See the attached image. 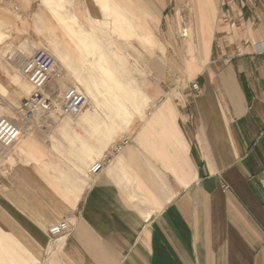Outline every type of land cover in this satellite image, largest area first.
<instances>
[{
	"label": "crops",
	"instance_id": "crops-1",
	"mask_svg": "<svg viewBox=\"0 0 264 264\" xmlns=\"http://www.w3.org/2000/svg\"><path fill=\"white\" fill-rule=\"evenodd\" d=\"M103 40L136 71L125 85L110 58L123 128L93 112L100 94L21 138L0 164V264H264V0H0V91L14 87L3 64L61 47L92 62Z\"/></svg>",
	"mask_w": 264,
	"mask_h": 264
},
{
	"label": "built area",
	"instance_id": "built-area-1",
	"mask_svg": "<svg viewBox=\"0 0 264 264\" xmlns=\"http://www.w3.org/2000/svg\"><path fill=\"white\" fill-rule=\"evenodd\" d=\"M181 34L182 38L187 37L186 33ZM21 73L30 85L31 93L18 104L17 120L0 118V164L4 163L7 154L18 146L22 137L45 130L51 117L62 116L75 119L88 104L86 94L73 87L67 88L61 96L48 92L51 79L57 76V62L46 49L36 50L21 65ZM187 86L194 94H199L200 85L197 80L187 83ZM128 142L129 138L123 136L114 147L113 155H118ZM111 160L112 157L108 155L99 158L90 166L88 175L90 177L98 175ZM261 189L264 194V178ZM71 233L72 229L66 221L52 225L48 231L53 246L62 245ZM41 264H47L46 260Z\"/></svg>",
	"mask_w": 264,
	"mask_h": 264
},
{
	"label": "rangeland",
	"instance_id": "rangeland-1",
	"mask_svg": "<svg viewBox=\"0 0 264 264\" xmlns=\"http://www.w3.org/2000/svg\"><path fill=\"white\" fill-rule=\"evenodd\" d=\"M73 28H65V37H67L69 40H70V37L68 36V34L69 35L72 34ZM110 43L111 41H107V40L96 42L97 45H100L102 50L107 49L111 52L110 50L111 47L109 46ZM66 47H68V50H74V49L78 50L76 46L73 45L72 42H67ZM119 50L125 51L123 48H119ZM47 51L50 52L56 59L57 77L59 76L62 79L65 77L66 80L70 82L71 87L82 91L84 94H86L87 99L93 98L94 95H100V94H103V96L106 97L108 101L106 104L96 106L99 110L94 109L92 106L88 107V105L86 106V108L90 110L92 107L93 112L104 114V116L107 115V112H110L112 114L111 116L114 115L113 119L106 118L105 120V122L107 123L108 131L110 132V131L116 130V124L119 125L120 127V125L122 124L124 120L120 118L121 116L120 113L116 115L114 113L115 112L117 113V111H119V109L122 108L121 106H123V108H125V110L127 111L128 109L131 108V104L127 101L123 103L121 102V100L124 99L125 96L123 94H119L121 92H120L118 79H120L121 83L125 85L126 84L129 85L132 80L136 82V79H133L134 73L136 71L133 69L134 66L131 63L132 61L130 60V56L125 54V52H123L124 54L117 55L113 53L112 55H108L107 52L103 50L98 56L93 58L92 62H88L86 58H82V59H79L78 57L72 58L69 55V53L63 49V47H61L58 51H55L56 52L55 54H54V51L52 52L50 50H47ZM6 53H7L6 56H9L11 55L12 52L7 51ZM22 53L25 58L30 57V54H31L25 50ZM103 53L105 54L104 55V58H106L105 63L108 68H110V65H109L110 58L113 59V62H115L116 65L119 66L116 73H114L117 75V78H118L116 80L117 84H114L110 79H106L107 78L106 75L103 74L102 76V73L99 71L97 61L99 60L100 56ZM24 62H22V64ZM2 68H4V70H7L6 72L8 74H11V76L13 77V80L11 82L13 83L14 87L13 89L9 91V93H7L5 90H3L2 92L0 91V118L5 117L11 120H17L18 118L17 111H16L18 107L17 99L21 98L23 94H24V98L28 97V95L31 93V87L28 84V82H26L21 71L18 69L15 63L8 62L7 64H3ZM63 71H67L68 73L66 75L63 74L64 77L63 75H61V72L64 73ZM10 72H13V73H10ZM69 72H71L73 75L69 74ZM60 78H58V80ZM0 79H1V82L5 83L3 80V77L0 76ZM136 87L141 89V87H139L137 84H136ZM118 99L122 105L118 102ZM115 106L119 109L115 108ZM86 108H85V111L87 110ZM128 121L130 120L128 119ZM123 125L124 123L122 124V128H123ZM120 131L118 133H120ZM118 133H115V134L113 133L111 134V136L113 135L117 136L119 135ZM112 140L110 141L109 144L112 143ZM42 262H43V258L42 259L40 258L37 264H41Z\"/></svg>",
	"mask_w": 264,
	"mask_h": 264
},
{
	"label": "bare ground",
	"instance_id": "bare-ground-1",
	"mask_svg": "<svg viewBox=\"0 0 264 264\" xmlns=\"http://www.w3.org/2000/svg\"><path fill=\"white\" fill-rule=\"evenodd\" d=\"M86 46V45H85ZM104 53L100 56L99 60L97 61V65L99 67V71L103 74L106 75V79H110L114 84H117L116 79L114 78V75L112 74L111 70L107 67L104 58ZM109 66V65H108Z\"/></svg>",
	"mask_w": 264,
	"mask_h": 264
}]
</instances>
